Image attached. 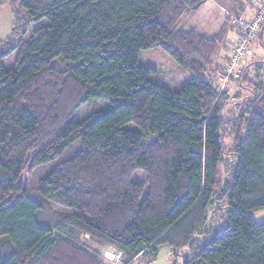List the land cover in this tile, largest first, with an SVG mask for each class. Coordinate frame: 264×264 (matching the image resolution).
<instances>
[{
    "label": "trees",
    "instance_id": "trees-1",
    "mask_svg": "<svg viewBox=\"0 0 264 264\" xmlns=\"http://www.w3.org/2000/svg\"><path fill=\"white\" fill-rule=\"evenodd\" d=\"M206 1L0 3L14 19L0 39V264H131L162 245L184 249L183 264H264V221L252 217L264 209V56L255 82L246 66L228 74V17L211 34L184 19ZM153 46L189 72L178 89L138 63ZM91 99L108 106L71 120Z\"/></svg>",
    "mask_w": 264,
    "mask_h": 264
},
{
    "label": "rangeland",
    "instance_id": "rangeland-1",
    "mask_svg": "<svg viewBox=\"0 0 264 264\" xmlns=\"http://www.w3.org/2000/svg\"><path fill=\"white\" fill-rule=\"evenodd\" d=\"M4 0H0V3ZM264 0H253L252 4H243L239 6L238 3L232 0H207L196 12H188L184 15V19L188 22L195 24L198 29L201 31L211 34L212 32L218 30V28L223 24L226 17V21H229L228 25H226V31L228 32L227 38L233 39L235 41L236 33L233 34L231 25L234 22L235 17H237L240 9L242 8V15L240 18L251 20L254 15L258 12L260 5L263 3ZM13 16L10 10V7L7 4L0 5V39L2 40L5 38L9 33L13 26ZM47 20L42 18L32 24H30L26 30L25 38H28L31 34L32 30L38 26L46 25ZM258 31V29H257ZM256 31V32H257ZM256 32L252 36L250 43L248 45L246 51V57L242 60L241 64L240 61L237 64L231 63V58L233 55V51L229 53L230 59L225 64L226 72L228 73V66L229 70L234 71L236 74V70L238 71L245 67L250 70L249 75L252 78L250 83L256 81L255 74L258 72L256 69L257 64H260L263 56H264V35L263 39H261V43L256 37ZM17 56V49L12 51L10 54L5 56L2 60L3 67L8 70L14 66V61ZM222 58V57H221ZM138 63L144 67H148L152 69V73L150 74V79L157 84L164 86L166 88L175 90L181 87L186 81L189 80V72L183 70L178 64L171 58V56L165 52L159 46H153L150 48L140 50L138 54ZM231 65V67H230ZM241 72V71H240ZM229 74V73H228ZM226 75V74H225ZM261 78L264 79V75H261ZM227 76L223 79L220 77L215 81L211 79L212 84H216L215 87L221 89L223 86H227ZM250 83L247 85L249 86ZM234 85L231 84L229 88L230 94H234ZM252 87V86H249ZM108 106V101L103 99H91L87 102L81 104L75 112L72 114L71 120H79L86 116L92 109L94 108H103ZM126 127L137 130L138 128L132 122L126 123ZM73 148L71 149V151ZM70 152V151H69ZM62 158V157H60ZM59 161V159L48 163L44 166H41L38 170L39 172H48L53 166L54 162ZM36 171L29 174L26 170L22 172L21 178L22 179H33L35 177ZM145 174L142 170H137L133 175L132 179L140 180L144 178ZM66 209V208H65ZM49 211H42L40 213L41 219L43 221H47L46 219H50L54 213L60 211L59 208L53 206ZM63 210V209H62ZM70 211V209H67ZM252 217L254 220L260 222L264 221V209L256 210L252 212ZM3 237L0 236V240ZM264 244V241H263ZM172 248L169 245H162L160 246L157 256L154 259H147L143 256H138L131 264H183V258L181 253L185 252L184 249L180 250V254L177 256H173L171 253Z\"/></svg>",
    "mask_w": 264,
    "mask_h": 264
},
{
    "label": "built area",
    "instance_id": "built-area-1",
    "mask_svg": "<svg viewBox=\"0 0 264 264\" xmlns=\"http://www.w3.org/2000/svg\"><path fill=\"white\" fill-rule=\"evenodd\" d=\"M264 20V1L260 5L258 12L254 15V17L251 20L246 19H238L236 21V25L238 27H241V33L235 36V45L233 49V55L231 58L232 64H237L246 54L248 45H249V39L255 34L257 29L260 26V23ZM231 67V65H230ZM228 73H230L232 70H229L228 66ZM104 256L108 258L109 260H116L118 263L121 262L122 254L120 251L114 249V248H108L104 252Z\"/></svg>",
    "mask_w": 264,
    "mask_h": 264
},
{
    "label": "bare ground",
    "instance_id": "bare-ground-1",
    "mask_svg": "<svg viewBox=\"0 0 264 264\" xmlns=\"http://www.w3.org/2000/svg\"><path fill=\"white\" fill-rule=\"evenodd\" d=\"M252 38V37H251Z\"/></svg>",
    "mask_w": 264,
    "mask_h": 264
}]
</instances>
